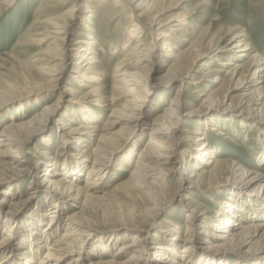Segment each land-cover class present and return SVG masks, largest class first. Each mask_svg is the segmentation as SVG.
Wrapping results in <instances>:
<instances>
[{
    "label": "bare ground",
    "instance_id": "6f19581e",
    "mask_svg": "<svg viewBox=\"0 0 264 264\" xmlns=\"http://www.w3.org/2000/svg\"><path fill=\"white\" fill-rule=\"evenodd\" d=\"M103 1L43 0L38 8L39 13L35 22L38 25L37 32L35 31L36 38L30 36L23 43L32 45L34 39L39 46H45L48 43L44 51L51 58V65H46V67L38 65L34 70L29 62L25 67V78L31 88L37 87L35 94L56 92L64 82L70 83L66 80V75L72 80L75 79L79 88L87 89L84 94L87 98L98 97L101 103L108 102L109 117L114 116L113 118L119 120V123L111 122V124L113 126L117 124L120 127L114 133H105L108 124L98 126L100 117L97 113L86 107L85 101L77 104V110L70 112L79 116L82 123L76 128L68 127L66 132L63 135L59 133V136L63 144H67L71 139L84 149L77 151V156L71 155V157L63 159L57 169L52 168L55 165L54 160L51 164L48 160L51 158L49 157L51 150L48 147L50 142L45 140L46 138L42 140L47 147L39 149L41 152L38 157L26 147L31 140L42 136L46 123L56 112L59 99L67 94H75L73 89L66 85L62 86V89L58 91L56 101L51 106L45 107L28 121H13L1 127L0 193L9 181L19 182L21 178L37 173L40 164H43L41 159L44 158L49 166L43 170L41 176L35 177L40 181L34 182L36 187H33L34 191L29 193L26 198L22 199L19 184L10 186L4 192V197L0 200V264H60L63 258L68 256L71 257L64 264H83L84 260L87 264H148L152 254H158L157 264H264V223L253 224L251 222L264 218V173L248 172L236 164L220 161L219 153L213 150L205 136L206 133L214 131V126L207 124L204 132L194 133L199 135L194 139V143H199V145L195 147L192 154L185 156V151L179 153L177 149L182 142L178 138L177 130L184 121L181 113L187 106L185 100L178 96L179 89H177L175 98H172L165 108L164 113L153 119L149 129L151 139L142 149H139L135 164L130 169L122 171L127 173L129 178L119 189L128 192L129 195L132 191H137L143 203L141 208L129 211V217L133 223L130 226L122 225L123 230L131 233L134 238L130 243H119L115 253L111 255H108L111 245L93 242L92 228L95 223L92 219L95 216L88 209V199L91 198L93 192L100 189L102 180L106 178L110 159H113L115 154V150L111 148L114 137L131 132L134 129L131 124L138 120L137 116L142 115V113L136 114L135 112L141 111L140 108H142L137 104L138 100H143L147 92L150 91L148 88L152 72L150 65L156 61V57L162 54L164 47L171 45V34L161 31L163 25L155 23L157 16L160 15V10L152 13L156 8L153 3H145V0H123L130 10L129 18L131 19L129 30L125 34L127 40L134 38L137 43L129 51H126L128 54L124 56V58L126 57L125 61H121L122 64H117L111 76L113 89L125 97L123 106L117 109L112 108L114 101L104 97L105 89L101 84L105 77V70L99 66L100 62L96 57L98 54L96 47L99 44L94 42L92 46L90 42L86 43L82 37L71 42L72 37L75 36L71 29L76 12H90ZM12 2L13 0H5L4 4ZM68 3L71 7L64 13L62 12L63 14L61 13L58 19L44 20L41 18L47 11L46 9ZM157 25L159 27L155 29ZM143 32H147V35L151 37V42L146 46L139 37ZM81 33L76 34L83 36ZM87 36L90 38L89 35ZM169 48L172 49L165 56L168 59H173V62L161 76L160 86L163 88L176 81L182 84L185 77L183 78L181 73L184 71L188 73L192 67L187 57L177 56L173 52V46ZM207 49L206 55L199 54L195 58L198 60L212 54V57L217 58L219 54L227 53L231 59L236 60L234 64H229L232 68L228 71L230 81L235 82L233 90L247 91L252 86L262 84V87L251 91L252 107L247 108L246 113L241 111V113H234L235 110L232 109L231 104L219 112L231 114L242 121L257 118L256 125H264V59L257 52L250 54L252 47L248 42L247 34L244 31L235 33L228 39L225 46L211 45ZM242 58H248L246 65L236 63ZM72 59H75L74 62L71 63V66H67ZM216 61L220 62V59L218 58ZM248 77L249 79H247ZM23 99H16L12 102H19ZM96 101V99L92 100L93 103ZM206 101L214 105L215 100L209 95ZM6 104L8 103H4V96H1L0 108ZM209 109L211 108H208L206 112ZM206 112L187 113L186 116H201L199 114ZM68 113L65 112L63 116H68ZM57 124L58 129L63 124L62 120H58ZM252 126L250 125L251 128ZM226 135L221 130L217 133V137H226ZM169 152L175 155L173 158L178 165L177 189L179 193L187 192L181 202L190 200L188 194L196 192L207 194L215 188L225 186L221 183L216 186L211 185L213 182H218L220 178L227 180V178L237 177L235 184L230 182V179L226 183L233 184V188L239 187L246 193L243 197L239 192H235L233 197L231 196L227 201H215L217 211L212 217L213 220L205 221L202 225H205L206 228L197 232V235L191 234L197 225H193L192 221H187L183 232L176 225L164 228L162 231L165 233L164 242H160L150 239L154 238V235H150L149 229L156 226L155 219L158 212L163 211L173 202L166 197V186L162 183L158 185L156 182V180L164 182V170L159 163L161 161L168 162L171 158ZM132 154L133 151L130 150L123 159V163L130 164ZM189 157L194 160L191 165H189ZM88 161L87 174L81 187L80 173L82 168L88 165L86 164ZM260 163V166L264 165V159H261ZM192 177L195 180L189 181V178ZM186 183H189L187 187ZM35 191L36 194H34ZM39 196L43 200H51L45 213H42V202H38ZM31 198L38 200L35 204L37 205L36 209L27 214L25 220L19 219L18 217L25 212L27 202ZM190 202L184 206L187 220L197 212V207L190 205ZM69 203L73 210L69 209L70 211L62 217V211L67 210L64 204ZM202 219L203 216L198 215L197 221ZM172 231L176 232L171 234ZM58 233L59 235L56 236ZM54 236L56 238L51 241ZM121 238L115 239L112 246H115ZM41 250L44 252L41 253ZM235 250L238 252L244 250V261L231 262L228 260L230 253ZM82 255H85V258ZM124 255L127 256L126 259H123Z\"/></svg>",
    "mask_w": 264,
    "mask_h": 264
},
{
    "label": "rangeland",
    "instance_id": "374dc122",
    "mask_svg": "<svg viewBox=\"0 0 264 264\" xmlns=\"http://www.w3.org/2000/svg\"><path fill=\"white\" fill-rule=\"evenodd\" d=\"M4 1L0 0V97L4 96V103L7 102L8 104L0 108V129L13 121H28L44 110L45 107L51 106L56 101L58 91L62 89V86L66 85L73 89L75 94H67L59 99L56 112L51 120L46 123L42 136H37L31 140L26 147L33 155L38 157L41 152L39 149L47 147L44 140H42L46 138L45 140L50 142L48 147L51 150L49 154L51 158L48 160L50 164L54 160L55 165L52 168L57 169L63 159L69 158L71 155L77 156V151L84 149L71 139H69L67 144H63L59 136L60 134L63 135L68 127L76 128L77 125L82 123L79 116L70 112L77 110V104L85 101L86 107L93 109L97 113L100 117L98 126L108 124L105 133L116 132L120 126L117 124V126H113L111 122L119 123V120L113 118L114 116L109 117L107 101L101 103L98 97L87 98L84 95L87 89L79 88L75 79L72 80L67 75L66 80L70 81V83L64 82L56 92L35 94L37 87L31 88L28 85V81L25 78V67L29 62H31L30 65L34 67V70L38 65L43 67L51 65V58L44 51L48 43L45 46H39L34 39L32 45L26 43L28 45L26 46L23 41L26 42L28 37L34 38L37 35L35 31L37 32L38 25L35 22L39 13L38 8L43 0H13L11 4L8 3L6 5ZM69 3L46 9L47 11L41 18L44 20L58 19L62 12L64 13L71 7ZM145 3H153L155 5L156 8L152 13L160 10V15L157 16L155 23L163 25L161 31L171 34V45L164 47L162 54L156 57V61L150 65L152 67H150L152 72L148 86L150 91L147 92L143 100H138L137 104L142 108H140L141 111L135 112L136 114L142 113V115H136L138 120L131 124L134 126L131 132L114 137L111 148L115 150V154L113 159H110L106 178L102 180L103 183L100 189L93 192L87 202L88 209L95 216L92 219L95 223L92 228V240L95 244L101 242L111 245L108 255L115 253L119 243H130L132 241L134 237L131 236V233L129 234L126 230H123L122 225L130 226L133 221L129 217V211L143 206L137 191H132L129 195L128 192L119 189L129 178L128 174L122 171L123 169H130L135 164L139 149H142L151 139L149 129L153 119L164 113L171 99L175 98L177 89L180 91L178 96L187 103L186 108L181 113L184 121L177 130L178 138L182 142L177 149L179 153L185 151V156L192 154L195 147L199 145V143H194L195 137L199 136L194 133L197 131L204 132L207 124L208 126H214V131L206 133L207 135L205 136H207L213 150L219 153L218 159L220 161L236 164L248 172L264 173V165L260 166V160L264 159V125H256L255 121L258 120L257 118L242 121L231 114H221L219 112L231 104L232 109L235 110L234 113H239L240 111L246 113V109L252 107L251 91L262 87V84L252 86L247 91L233 90L235 82L230 81L228 71L232 68L229 64H234L236 60L231 59V56L227 53L219 54L217 58L212 57L213 54L201 57L198 60L195 58L199 54L206 55L207 47L211 45L225 46L233 34L244 31L252 47L250 54L257 52L264 59V0H145ZM129 17L130 10L127 8L125 1L104 0L102 4L90 10V12L83 11L81 13L77 11L75 20H72L71 32L75 35L72 37V43L78 37H82L86 43L90 42L92 46L94 42L99 44L96 47L98 50L96 57L100 62L99 66L105 70V77L101 84L102 88L105 89L104 97L113 99L112 108L114 109L125 104V97L121 96L119 91L113 89L111 76L117 64L119 65L121 61H125L126 57L124 58V56L128 54L126 51H129L137 43L134 38L127 40L125 34L129 30L128 26L131 23ZM158 25L155 29L159 27ZM80 32H82L83 36H77L76 33ZM140 35V40L145 46L151 42V37L147 35V32H143ZM171 46H173L175 55H183L188 58L192 69L190 68L188 73L185 71L181 73L182 77L186 78H184L185 81L182 84L176 81L163 88L160 86L161 76L173 62V59H168L165 56L172 49L169 48ZM218 58L220 62L216 61ZM74 60H70L67 66H71ZM247 60L248 58H242L236 63L246 65ZM42 84L45 85V83ZM209 95L214 98V105L206 101ZM22 98L24 99L19 102H12ZM93 99L97 101L93 103ZM208 108L211 109L206 112ZM65 112H69L66 117L63 116ZM194 112L206 113L199 114L201 116H186L187 113ZM60 119L63 124L57 129V123ZM250 125H253L252 128ZM255 128L258 129L256 130ZM220 130L227 134L226 137H217V133ZM130 150L133 151L131 163H123V159L129 154ZM168 154L171 157L168 162L161 161L159 163L164 170V182H161L162 180H156V182L158 185L162 183L166 186V197L171 201L173 200V202L163 211L158 212V216L155 219L156 226L153 228L148 226L150 235H154V238L150 239H156L160 242H164L165 233L162 232L164 228L176 225L183 232L184 227L187 225L186 223L189 221H192L193 225H197L191 233L195 235L204 227L206 228L205 225H202L205 221L213 220L212 217L217 211L215 201H227L231 196L233 197L235 192H239L243 197H245L244 194L246 193L243 189L240 190L239 187L233 188V184L238 179L237 177L227 178L233 183L231 185L226 183L227 180L225 178H220V182H213L211 185L216 186L221 183L225 186L215 188L207 194L202 192L188 194L190 200L181 202L187 192L179 193L177 189V161L173 158L175 155L172 152ZM188 161L189 165H191L194 160L189 157ZM41 162L43 164H40L37 173L21 178L19 182L9 181L8 184L4 185L1 189L0 200L4 197L3 194L7 188L14 184H19L18 187L20 188V195L23 196L22 199L33 192L34 182L40 181L35 177L41 176L43 170L49 166V163L46 164L44 158L41 159ZM86 164L88 165L84 166L80 173L81 187L87 174L89 161ZM159 176L162 177V175ZM191 180H195V178H189V181ZM188 185L189 183L185 184L186 187ZM36 191L34 194L37 193ZM235 198L238 199L237 197ZM235 198L234 200H236ZM38 200V202H42V213H45V210L51 204V200H43L41 196L38 197ZM37 201L31 198L27 202L25 212L18 218L25 220L27 214L36 209L37 205L35 204ZM145 201L151 203L148 200ZM188 202L193 207H197L196 214H192L189 220L186 219L184 209ZM70 203L64 204L67 210L62 211V217L68 211L73 210L69 206ZM198 215H202L203 219L197 221ZM251 222L253 224L264 223V218H261V220L259 218L258 221L252 220ZM175 232L172 231L171 234ZM120 237H122L121 240L115 246H112V242ZM54 238L56 237H52L51 241ZM43 252L41 250V253ZM241 252L233 251L230 253L228 260H231V262H236V260L244 261V250ZM70 257L63 258L60 264H64ZM82 257L85 258V255H82ZM125 257L127 256L124 255L123 259H126ZM157 257L158 254H152L148 264H157ZM83 262V264H87L86 260Z\"/></svg>",
    "mask_w": 264,
    "mask_h": 264
}]
</instances>
